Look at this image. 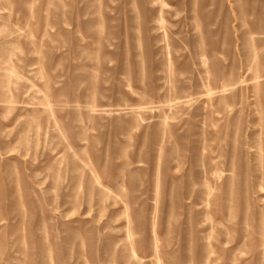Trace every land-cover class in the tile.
<instances>
[{"label":"rangeland","instance_id":"1","mask_svg":"<svg viewBox=\"0 0 264 264\" xmlns=\"http://www.w3.org/2000/svg\"><path fill=\"white\" fill-rule=\"evenodd\" d=\"M0 264H264V0H0Z\"/></svg>","mask_w":264,"mask_h":264}]
</instances>
